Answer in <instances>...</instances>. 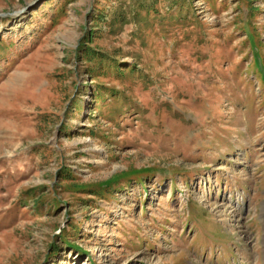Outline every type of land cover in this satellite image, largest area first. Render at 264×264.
<instances>
[{
    "label": "rangeland",
    "instance_id": "1",
    "mask_svg": "<svg viewBox=\"0 0 264 264\" xmlns=\"http://www.w3.org/2000/svg\"><path fill=\"white\" fill-rule=\"evenodd\" d=\"M264 0H0V264H263Z\"/></svg>",
    "mask_w": 264,
    "mask_h": 264
}]
</instances>
